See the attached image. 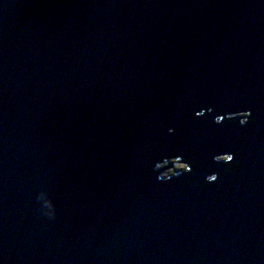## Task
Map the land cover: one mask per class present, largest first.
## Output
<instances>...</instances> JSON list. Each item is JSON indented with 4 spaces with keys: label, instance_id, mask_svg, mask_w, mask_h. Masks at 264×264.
<instances>
[{
    "label": "water",
    "instance_id": "obj_1",
    "mask_svg": "<svg viewBox=\"0 0 264 264\" xmlns=\"http://www.w3.org/2000/svg\"><path fill=\"white\" fill-rule=\"evenodd\" d=\"M0 264H264V0H0Z\"/></svg>",
    "mask_w": 264,
    "mask_h": 264
},
{
    "label": "clouds",
    "instance_id": "obj_2",
    "mask_svg": "<svg viewBox=\"0 0 264 264\" xmlns=\"http://www.w3.org/2000/svg\"><path fill=\"white\" fill-rule=\"evenodd\" d=\"M196 115H199V113H195ZM169 131H171V129H169ZM159 179V177H158ZM40 201H41V209L44 212V214L48 217V218H54L55 216V207L52 203V200L44 195H41V197H39Z\"/></svg>",
    "mask_w": 264,
    "mask_h": 264
},
{
    "label": "rangeland",
    "instance_id": "obj_3",
    "mask_svg": "<svg viewBox=\"0 0 264 264\" xmlns=\"http://www.w3.org/2000/svg\"><path fill=\"white\" fill-rule=\"evenodd\" d=\"M178 166H180V163L178 161H173V165H172L171 171L167 170L169 168V167H167V169H165V172H163V174H162L163 177H168V176L173 175L174 174V169L177 168ZM159 167L161 168L162 165H159ZM164 167H165V165H164ZM180 170H182V168L175 169V171H180Z\"/></svg>",
    "mask_w": 264,
    "mask_h": 264
},
{
    "label": "bare ground",
    "instance_id": "obj_4",
    "mask_svg": "<svg viewBox=\"0 0 264 264\" xmlns=\"http://www.w3.org/2000/svg\"><path fill=\"white\" fill-rule=\"evenodd\" d=\"M225 159H228V158H224V160H225ZM173 161H177V160H173ZM178 162L181 163V161H178ZM164 165H165V167H164ZM168 165H169V163L162 164V167H161V168L163 169L162 173L165 172V169H167V167H169ZM172 165H173V164H172ZM161 168H160V170H162ZM168 169H169V168H168ZM162 173H161V174H162ZM173 175H176V174H173ZM173 175H171V176H173ZM171 176L163 177V175H162L163 178H169V177H171Z\"/></svg>",
    "mask_w": 264,
    "mask_h": 264
},
{
    "label": "flooded vegetation",
    "instance_id": "obj_5",
    "mask_svg": "<svg viewBox=\"0 0 264 264\" xmlns=\"http://www.w3.org/2000/svg\"><path fill=\"white\" fill-rule=\"evenodd\" d=\"M180 165H184V164H180ZM185 166V165H184ZM175 169H177V168H175ZM175 169H174V174H179V173H182V172H185L187 169L185 168V169H182V170H180V171H175Z\"/></svg>",
    "mask_w": 264,
    "mask_h": 264
},
{
    "label": "trees",
    "instance_id": "obj_6",
    "mask_svg": "<svg viewBox=\"0 0 264 264\" xmlns=\"http://www.w3.org/2000/svg\"><path fill=\"white\" fill-rule=\"evenodd\" d=\"M177 168H182V169H187L188 167H186V166H184V165H180V166H178Z\"/></svg>",
    "mask_w": 264,
    "mask_h": 264
}]
</instances>
